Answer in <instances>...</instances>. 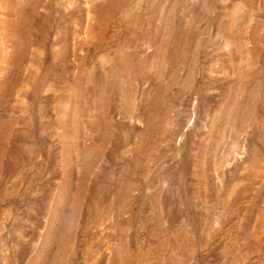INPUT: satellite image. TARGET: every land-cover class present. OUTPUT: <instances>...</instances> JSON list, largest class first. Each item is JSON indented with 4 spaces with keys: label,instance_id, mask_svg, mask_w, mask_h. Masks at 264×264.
I'll list each match as a JSON object with an SVG mask.
<instances>
[{
    "label": "rangeland",
    "instance_id": "374dc122",
    "mask_svg": "<svg viewBox=\"0 0 264 264\" xmlns=\"http://www.w3.org/2000/svg\"><path fill=\"white\" fill-rule=\"evenodd\" d=\"M0 264H264V0H0Z\"/></svg>",
    "mask_w": 264,
    "mask_h": 264
}]
</instances>
